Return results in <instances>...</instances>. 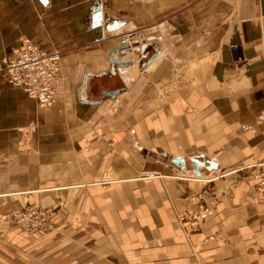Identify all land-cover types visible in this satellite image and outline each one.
<instances>
[{
	"label": "crops",
	"instance_id": "0c3cea01",
	"mask_svg": "<svg viewBox=\"0 0 264 264\" xmlns=\"http://www.w3.org/2000/svg\"><path fill=\"white\" fill-rule=\"evenodd\" d=\"M140 25L147 53L111 64ZM24 35L60 47L61 71L41 108L0 78V215L21 193L56 215L38 231L4 222L0 264H264L244 168L264 156V0H0V58ZM174 155L218 167L199 177ZM204 179L216 214L184 225Z\"/></svg>",
	"mask_w": 264,
	"mask_h": 264
},
{
	"label": "built area",
	"instance_id": "2783aa9c",
	"mask_svg": "<svg viewBox=\"0 0 264 264\" xmlns=\"http://www.w3.org/2000/svg\"><path fill=\"white\" fill-rule=\"evenodd\" d=\"M137 37L136 31L125 33L118 48L115 49L118 56L116 59L113 58L111 63H123L130 58V52L136 48L141 49V43L135 40ZM21 39L20 46L12 47L9 54L0 58V74L4 73L8 83L22 90L27 96L36 99L38 106L50 105L56 98V85L61 71V52L57 49H44L38 41L27 35ZM241 127L255 131V128L248 123L242 124ZM244 168L256 179V199L260 202L264 201V156L247 164ZM211 181L208 179L201 190L190 194L192 205L186 212L178 214V220L184 225L200 227L205 219L216 214L217 198L214 187L209 186ZM209 192L210 196H207ZM13 210L1 218L0 226L1 221L11 219L35 231L43 228L50 217L55 214L52 207H43L35 202L19 210ZM213 237L214 235L211 234L205 239Z\"/></svg>",
	"mask_w": 264,
	"mask_h": 264
},
{
	"label": "rangeland",
	"instance_id": "374dc122",
	"mask_svg": "<svg viewBox=\"0 0 264 264\" xmlns=\"http://www.w3.org/2000/svg\"><path fill=\"white\" fill-rule=\"evenodd\" d=\"M145 26L146 25H140V26H137V27H135V28H133V29H130V30H125V32H122L121 34H120V38H119V43L121 42V39H122V36L125 34V33H127V32H132V31H136L137 32V34H138V37L135 39L136 41H138V42H140L142 45H141V49H137L136 47H134V48H136V49H134L132 52H130L129 54V56H130V58L128 59V60H126L128 63L127 64H129V63H132L134 60H137V57H138V55H142L144 52H145V49H144V43H143V34H141V32H142V30L145 28ZM23 37V36H22ZM119 46V45H118ZM118 46L116 47V49L118 48ZM53 49H57V50H59L60 51V47H57V46H53L50 50H53ZM61 52V51H60ZM145 53H147V52H145ZM126 61H124V62H126ZM110 63H111V61H110ZM111 64H114V65H118V66H125V65H123V63H118V62H112ZM131 65V64H130ZM0 78H2L3 80H5L6 81V77H5V75H4V73H2V74H0ZM56 95V94H55ZM56 98H57V95H56ZM56 98H55V100H56ZM55 103V101L52 103V104H50V105H47V106H52L53 104ZM40 107V106H39ZM42 107V106H41ZM40 107V108H41ZM264 117V116H263ZM35 128H36V125H34L33 123H31V124H27L26 126H24L23 128H21V131H20V137H19V141H18V151L20 152V153H26V152H28L32 147H33V142H34V136H33V134H34V131H35ZM246 171H247V169H245ZM241 171H243V169H241ZM195 173V172H194ZM205 181H207L206 179H204L203 180V182H205ZM211 187H213V186H211ZM21 195V198L23 199V201L24 202H26V204L23 206V207H25V206H27V205H29L30 203H31V201H29V198H27V194L25 195V193H21L20 194ZM39 205V204H38ZM23 207H21V208H23ZM49 207H52L53 208V211L55 212L56 211V208L55 207H53V206H49ZM21 208H19V209H21ZM15 209L16 210H19L18 209V207H15L14 208V210L13 211H15ZM11 211V210H10ZM9 212V211H8ZM7 212H4V213H2L1 215H0V220H1V218L6 214ZM56 215V212H55V214L52 216V217H50V219L51 218H53L54 216ZM50 219H49V221H50ZM49 221L45 224V226L46 225H48V223H49ZM4 222H8L9 224H11V225H13V226H19V227H21V228H23V229H25V230H27V231H33V230H29V229H27L26 227H23L22 225H20L19 223H17V221L15 222V221H13V220H11V219H5V221L3 220V222L1 221V226H0V228H2L1 229V231H0V236H2V234L4 233V228H3V223ZM45 226L43 227V228H45ZM43 228H41V229H43ZM41 229H39V230H41ZM35 231H38V230H35Z\"/></svg>",
	"mask_w": 264,
	"mask_h": 264
},
{
	"label": "water",
	"instance_id": "95a60500",
	"mask_svg": "<svg viewBox=\"0 0 264 264\" xmlns=\"http://www.w3.org/2000/svg\"><path fill=\"white\" fill-rule=\"evenodd\" d=\"M111 60H113L112 57ZM127 63V61L123 62V65H127ZM171 162L172 164H176L181 169H188V167H190L197 176H203V174L206 173V170L207 172H211L218 167V162L214 161L213 159L207 158L201 160L196 156H192L190 158V166L184 157L178 155H174L171 159Z\"/></svg>",
	"mask_w": 264,
	"mask_h": 264
},
{
	"label": "bare ground",
	"instance_id": "6f19581e",
	"mask_svg": "<svg viewBox=\"0 0 264 264\" xmlns=\"http://www.w3.org/2000/svg\"><path fill=\"white\" fill-rule=\"evenodd\" d=\"M21 44H22V39H19V41H18V43H17L16 46H20ZM141 45H142V44H141ZM115 52H116V51H115ZM115 52H114V53H115ZM114 53H113V55H112V56H113L112 58L116 59L115 56H114ZM129 65H130V63L127 64V65H125V66H123V67L129 66ZM14 87H15V86H14ZM16 88H17V87H16ZM203 176H204V175H203ZM199 177H202V176H199Z\"/></svg>",
	"mask_w": 264,
	"mask_h": 264
}]
</instances>
